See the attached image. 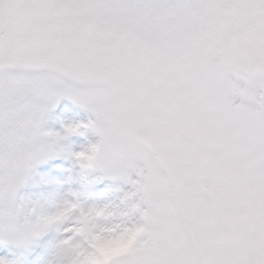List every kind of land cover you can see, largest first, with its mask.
<instances>
[{
    "label": "snow or ice",
    "instance_id": "obj_1",
    "mask_svg": "<svg viewBox=\"0 0 264 264\" xmlns=\"http://www.w3.org/2000/svg\"><path fill=\"white\" fill-rule=\"evenodd\" d=\"M61 97L95 113L107 169L139 176L154 223L117 264H264V0H0L9 243L31 240L14 198Z\"/></svg>",
    "mask_w": 264,
    "mask_h": 264
},
{
    "label": "rangeland",
    "instance_id": "obj_2",
    "mask_svg": "<svg viewBox=\"0 0 264 264\" xmlns=\"http://www.w3.org/2000/svg\"><path fill=\"white\" fill-rule=\"evenodd\" d=\"M50 110L52 117L49 110L48 115L46 111L39 130L49 134V137L59 134V147L34 163L18 188L22 191L16 193L14 198L19 209L16 221L19 225L39 224L65 201H75L78 207L26 244H13L0 239V258L12 264H68L77 249L87 247L84 234H73V225L88 208L103 209L110 213L98 220V224L120 223L122 226L139 223L142 212L147 210L141 194L135 193L131 182L139 179L135 171L129 170L126 178L113 174L107 168L80 167L76 153L100 139L99 133L91 126L96 121L95 113L68 101H62L60 107L55 105ZM67 126H74L75 130L66 133ZM99 184L104 187L98 189ZM141 206V209H137ZM145 233L147 235L144 237L148 238V233ZM6 244L14 249L6 250ZM16 248L23 250L18 251Z\"/></svg>",
    "mask_w": 264,
    "mask_h": 264
},
{
    "label": "clouds",
    "instance_id": "obj_3",
    "mask_svg": "<svg viewBox=\"0 0 264 264\" xmlns=\"http://www.w3.org/2000/svg\"><path fill=\"white\" fill-rule=\"evenodd\" d=\"M72 127L74 128V126ZM60 138V135L45 137V142L48 146L47 150L39 157L28 162L26 176L34 163L59 147ZM103 151L104 142L100 136L97 143L77 152L79 155H76V158L80 167L82 169H88L93 166L108 168V164L103 158ZM117 175H124V172L121 171ZM76 207H78V204L75 201H65L54 212L43 218L35 231L28 223H25V229L31 239L35 238L41 231L66 218ZM16 211L18 213L19 209L17 208ZM108 215L110 213L97 208H88L79 215L73 225V234H84L87 240V247L77 249L68 264H117L120 257L134 251L141 235L151 230L154 223L153 218L147 213L141 215L139 223L131 226H122L120 223L108 225L97 223L102 217H107ZM6 264H12V262L7 260Z\"/></svg>",
    "mask_w": 264,
    "mask_h": 264
}]
</instances>
